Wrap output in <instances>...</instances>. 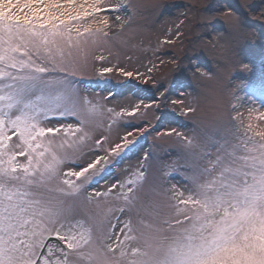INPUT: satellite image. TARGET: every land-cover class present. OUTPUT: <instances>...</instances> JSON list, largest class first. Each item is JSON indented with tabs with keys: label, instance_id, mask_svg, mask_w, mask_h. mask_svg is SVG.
<instances>
[{
	"label": "snow or ice",
	"instance_id": "1",
	"mask_svg": "<svg viewBox=\"0 0 264 264\" xmlns=\"http://www.w3.org/2000/svg\"><path fill=\"white\" fill-rule=\"evenodd\" d=\"M121 11L123 29L133 0H0V264H264V32L231 7L204 9L202 27L226 56L250 55L242 45L253 38L262 51L257 80L239 79L206 121L151 67H94L112 55L108 14ZM90 66L152 86L130 107H110L116 91L88 94ZM129 86L139 88L113 83ZM161 103L184 105L192 127L157 133L174 137L157 166L143 151L156 130L142 118ZM114 125L131 130L113 139Z\"/></svg>",
	"mask_w": 264,
	"mask_h": 264
},
{
	"label": "rangeland",
	"instance_id": "2",
	"mask_svg": "<svg viewBox=\"0 0 264 264\" xmlns=\"http://www.w3.org/2000/svg\"><path fill=\"white\" fill-rule=\"evenodd\" d=\"M133 2L137 7V14L131 26L125 25L123 29L118 26L125 19L126 14L123 11L108 14L112 34L118 39L113 42L112 55L104 51L106 60L95 62L96 69L106 64L108 66L119 64L126 66L127 70L138 69L146 72V69L151 67V76L158 85L163 84L169 91L177 89L172 99L183 98L186 104L195 105L197 118L206 121L226 103L227 93L239 79L257 80V69L262 56L261 42L253 38L251 43L242 45L250 55L228 57L224 54L219 37L212 33L211 29L202 27V24L204 18L208 16V13L204 12L206 7H231L243 13L252 31L259 34L264 32V19L259 18L264 13V0H133ZM115 15H120L121 21L116 22ZM237 51L239 52V49ZM242 62L249 63L253 71L249 73L244 69ZM204 74H207V77ZM85 77L84 84L90 97L107 96L109 89L116 91L118 95L107 103L108 106L117 109L137 103L140 89L152 86L151 81L149 85H143L135 77L126 78L115 71L105 77H97L93 66L89 67ZM113 83L138 84L139 88L131 86L114 88ZM180 93H183V97H180ZM182 107L184 105L171 104L165 107L161 103L159 109L154 107L142 118L150 122L151 127L156 130L143 141L145 145L143 151H153L156 154L158 159L154 163L157 166L169 162L164 149L171 150L174 144V137L158 136L157 133H166L172 128L187 132L192 127L190 117L179 114ZM126 130L131 128L125 129L114 125L110 134L115 139ZM156 144L163 147H148ZM143 151L137 154L130 153L108 178V182L111 183L117 177H121L124 169L134 168L139 163ZM105 186L103 181L98 185L101 190Z\"/></svg>",
	"mask_w": 264,
	"mask_h": 264
}]
</instances>
